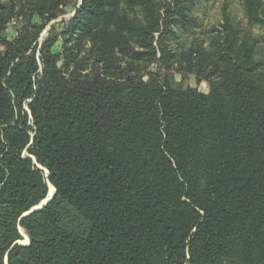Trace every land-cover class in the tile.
Returning a JSON list of instances; mask_svg holds the SVG:
<instances>
[{
  "label": "trees",
  "instance_id": "16d2710c",
  "mask_svg": "<svg viewBox=\"0 0 264 264\" xmlns=\"http://www.w3.org/2000/svg\"><path fill=\"white\" fill-rule=\"evenodd\" d=\"M96 1L106 9L69 24L89 31L99 15L109 27L91 33L105 72L90 77L82 60L62 72L55 41L40 44L39 32L5 35L25 6L15 13L18 0L0 3V264H264L256 42L242 43L222 24L214 51L192 46L180 56L218 81L208 93L174 89L161 78L143 81L121 58L153 62L160 50L168 62L171 10L128 0L143 9L147 21L138 25L117 14L119 0ZM45 5L32 2L30 14L45 17ZM245 5L250 21L264 25V7ZM50 186L53 198L32 212Z\"/></svg>",
  "mask_w": 264,
  "mask_h": 264
},
{
  "label": "rangeland",
  "instance_id": "374dc122",
  "mask_svg": "<svg viewBox=\"0 0 264 264\" xmlns=\"http://www.w3.org/2000/svg\"><path fill=\"white\" fill-rule=\"evenodd\" d=\"M37 1L41 0H24V2L18 0L15 13L20 12L22 6H25V11L15 16L7 24L4 34L13 37L17 32L33 35L39 32L40 44H43L47 39L55 41L53 52L57 57L60 69L64 73L68 72L80 60L85 65L81 70L87 71V74L83 75L85 77L93 76L101 69L105 72V67L100 65V61L97 62V55L91 52V47L93 48V35L91 33L106 31L109 27L106 21L103 20L105 18L99 15L92 18V22L89 23L90 28L88 27L89 31L84 28V24L87 22L89 14L94 10L99 13V10L106 9V1L100 4L101 1L97 3L96 0H61L60 3L55 4L56 6L59 5V10L49 12L46 6L56 0H44L46 16L43 18L30 14L32 10L30 4ZM119 1L113 7L119 16L128 17L138 25L146 23L147 20L142 8L133 7L128 0ZM152 1L156 3L157 9L164 7V9H170L172 12L171 19L173 20H170L169 27L172 33L164 42L166 43L164 45L169 47L168 51H171V54L169 53L170 60H167L168 62L160 60L162 58L160 50L157 51V58L153 62L148 61L145 57L137 60L134 56L133 58L121 56L125 69L132 67L143 81L161 78L163 81L167 80L174 89L186 90L192 88L198 89L202 93H208L211 84L218 81L217 76L212 73L213 70H209V68L204 70L202 75H205V77L202 78L198 75L202 72L198 69L197 64L193 63L190 67L187 62L180 61V56L183 51L192 46H202L214 51L218 46L217 29L228 22L232 31L237 32L239 41L242 43L246 41L249 44L256 42L254 58L258 63V69L251 78L255 83L264 86V25L250 21L245 0H186L183 4H178V0ZM256 1L264 7V0ZM0 3L8 4V0H0ZM5 7L6 10L9 9L8 6ZM179 7L184 8L181 13L177 12ZM80 10L83 12L79 16L77 12ZM162 13H164V10ZM77 16L84 24L81 25L80 22V25L73 29L69 24ZM47 17H51L50 21L46 20ZM163 19L168 20L166 14ZM41 26H43V29H40ZM162 33L163 31L160 30L155 33L154 46L157 48ZM131 46L137 51L143 50L139 41L134 38ZM129 62L133 66H128ZM50 191H53V187L52 190L50 188ZM19 229L20 232L23 230L21 233L24 237L19 243L26 246L29 242V236L22 227Z\"/></svg>",
  "mask_w": 264,
  "mask_h": 264
},
{
  "label": "water",
  "instance_id": "95a60500",
  "mask_svg": "<svg viewBox=\"0 0 264 264\" xmlns=\"http://www.w3.org/2000/svg\"><path fill=\"white\" fill-rule=\"evenodd\" d=\"M55 193H56L55 189H54V193L50 194V192H49V195H48L47 199L44 200L39 206L35 207V208L32 210V212L35 211V210H38V209H42L44 206H46V205L50 202V200L53 198V196H54ZM32 212H31V213H32ZM28 214H30V213H28ZM28 214H27V215H28ZM28 244H29V242L27 243V245H28Z\"/></svg>",
  "mask_w": 264,
  "mask_h": 264
},
{
  "label": "bare ground",
  "instance_id": "6f19581e",
  "mask_svg": "<svg viewBox=\"0 0 264 264\" xmlns=\"http://www.w3.org/2000/svg\"><path fill=\"white\" fill-rule=\"evenodd\" d=\"M50 187H51V186H50ZM51 190H52V187H51ZM52 193H54V188H53V191H52V192L50 191V194H52ZM22 231H23V230H22ZM22 231H21V232H22ZM27 238H28V237H27Z\"/></svg>",
  "mask_w": 264,
  "mask_h": 264
}]
</instances>
